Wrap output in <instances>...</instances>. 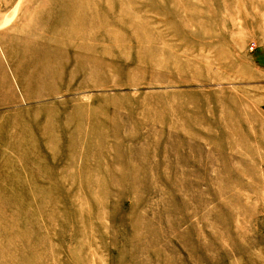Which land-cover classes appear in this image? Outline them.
Here are the masks:
<instances>
[{
  "label": "rangeland",
  "instance_id": "obj_1",
  "mask_svg": "<svg viewBox=\"0 0 264 264\" xmlns=\"http://www.w3.org/2000/svg\"><path fill=\"white\" fill-rule=\"evenodd\" d=\"M0 264H264V0H0Z\"/></svg>",
  "mask_w": 264,
  "mask_h": 264
},
{
  "label": "built area",
  "instance_id": "obj_2",
  "mask_svg": "<svg viewBox=\"0 0 264 264\" xmlns=\"http://www.w3.org/2000/svg\"><path fill=\"white\" fill-rule=\"evenodd\" d=\"M254 46H252V48H251V50H254V48H253Z\"/></svg>",
  "mask_w": 264,
  "mask_h": 264
}]
</instances>
